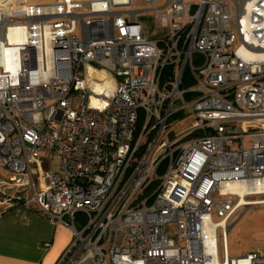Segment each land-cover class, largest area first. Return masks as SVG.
Masks as SVG:
<instances>
[{
  "label": "built area",
  "instance_id": "1",
  "mask_svg": "<svg viewBox=\"0 0 264 264\" xmlns=\"http://www.w3.org/2000/svg\"><path fill=\"white\" fill-rule=\"evenodd\" d=\"M131 1L0 0V206L69 229L56 264H264L227 249L264 206V0Z\"/></svg>",
  "mask_w": 264,
  "mask_h": 264
},
{
  "label": "crops",
  "instance_id": "2",
  "mask_svg": "<svg viewBox=\"0 0 264 264\" xmlns=\"http://www.w3.org/2000/svg\"><path fill=\"white\" fill-rule=\"evenodd\" d=\"M71 238L33 207L0 206V264H56Z\"/></svg>",
  "mask_w": 264,
  "mask_h": 264
},
{
  "label": "rangeland",
  "instance_id": "3",
  "mask_svg": "<svg viewBox=\"0 0 264 264\" xmlns=\"http://www.w3.org/2000/svg\"><path fill=\"white\" fill-rule=\"evenodd\" d=\"M145 7L144 0H132L131 5L128 6L129 9H143ZM137 20L142 23L151 38L158 39L163 36L162 30L155 26L154 17L150 13H137ZM75 106H77V100ZM182 126H180V129H182ZM0 177L7 179L2 171H0ZM261 197L264 198V195H261ZM65 219L68 218L65 217ZM232 225L227 235L229 256L235 257L252 251L264 253V206H252L244 215L239 212L233 218Z\"/></svg>",
  "mask_w": 264,
  "mask_h": 264
},
{
  "label": "bare ground",
  "instance_id": "4",
  "mask_svg": "<svg viewBox=\"0 0 264 264\" xmlns=\"http://www.w3.org/2000/svg\"><path fill=\"white\" fill-rule=\"evenodd\" d=\"M11 33H13V30H11ZM102 74H103V73H102ZM106 85H108L107 82L104 83V84H102V83H96V84H95V88H96V89H102V88H103L104 86H106ZM92 102L95 103V102H96L95 99L92 98ZM237 187H238L237 189H238L239 191H241V192H242L243 189H244V187H241V186H237ZM211 264H217V263H211Z\"/></svg>",
  "mask_w": 264,
  "mask_h": 264
},
{
  "label": "trees",
  "instance_id": "5",
  "mask_svg": "<svg viewBox=\"0 0 264 264\" xmlns=\"http://www.w3.org/2000/svg\"><path fill=\"white\" fill-rule=\"evenodd\" d=\"M184 84H186V82Z\"/></svg>",
  "mask_w": 264,
  "mask_h": 264
}]
</instances>
